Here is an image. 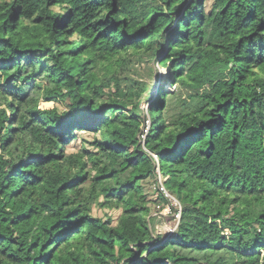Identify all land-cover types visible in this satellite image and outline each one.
Wrapping results in <instances>:
<instances>
[{
	"label": "trees",
	"instance_id": "1",
	"mask_svg": "<svg viewBox=\"0 0 264 264\" xmlns=\"http://www.w3.org/2000/svg\"><path fill=\"white\" fill-rule=\"evenodd\" d=\"M0 264H264V0H0Z\"/></svg>",
	"mask_w": 264,
	"mask_h": 264
},
{
	"label": "rangeland",
	"instance_id": "2",
	"mask_svg": "<svg viewBox=\"0 0 264 264\" xmlns=\"http://www.w3.org/2000/svg\"><path fill=\"white\" fill-rule=\"evenodd\" d=\"M209 4L210 2L208 1L206 3L207 10L209 9ZM56 10H60V8L56 7ZM156 71H158L161 74L160 77H162V79L160 78L159 80H164V78L169 75V70L165 68L164 66L159 65L158 63H155V71L152 77H151V71L148 69V66L146 63L132 64L131 66L125 68L122 72H123V75L136 78V79H140V80H145L146 82L151 84L152 82L158 81L156 74H155ZM174 88H175V85L167 84V89L173 90ZM155 91L156 89H153V93H155ZM145 100L146 98L145 99L143 98L142 109H144L146 112L147 107H148V101H145ZM146 122H147V126H149L151 121L148 119ZM148 128L149 127H147L146 130H148ZM161 176L158 174L157 180L148 179L144 182L145 193H147L150 198L151 197L155 198L156 191L158 190L159 187H162V183L164 184L165 180H162V179L166 177H164L163 174H161ZM172 201H171L172 203L170 204V206L163 207V208L162 207L159 208L157 204L150 203V205L152 206V214L150 215V217L153 218V228H154L155 235H160V234L167 235V234L175 233L176 231L175 228L177 224L176 212H177V208L179 207V205L174 200ZM93 211L96 215L103 217V218L106 217L108 213H110L111 216H114V218H116L119 214V211L110 212L108 211L107 208H102L99 206L94 207Z\"/></svg>",
	"mask_w": 264,
	"mask_h": 264
},
{
	"label": "built area",
	"instance_id": "3",
	"mask_svg": "<svg viewBox=\"0 0 264 264\" xmlns=\"http://www.w3.org/2000/svg\"><path fill=\"white\" fill-rule=\"evenodd\" d=\"M155 158H156V155H155ZM156 160H157V158H156ZM156 164H157V175L159 174L160 176H161V171H160V168H159V162H158V160L156 161ZM161 177H163V176H161ZM166 178H164V179H162V180H165ZM162 189L165 191V194L169 197V198H171V200H174L175 202H177L178 203V205H179V207L177 208V212H176V220H177V224H176V228H175V230L177 229V227H178V225H179V221H180V217H181V210H182V206L180 205V203L175 199V197L172 195V194H170L169 193V191L168 190H166V188L164 187V185H163V183H162Z\"/></svg>",
	"mask_w": 264,
	"mask_h": 264
}]
</instances>
